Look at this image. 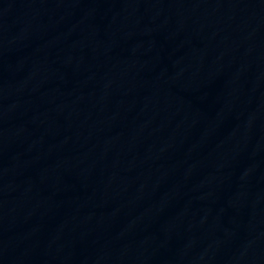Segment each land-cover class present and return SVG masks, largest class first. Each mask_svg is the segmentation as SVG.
Returning a JSON list of instances; mask_svg holds the SVG:
<instances>
[{"label":"water","instance_id":"1","mask_svg":"<svg viewBox=\"0 0 264 264\" xmlns=\"http://www.w3.org/2000/svg\"><path fill=\"white\" fill-rule=\"evenodd\" d=\"M0 264H264V0H0Z\"/></svg>","mask_w":264,"mask_h":264}]
</instances>
